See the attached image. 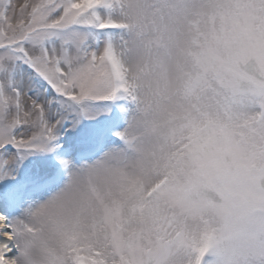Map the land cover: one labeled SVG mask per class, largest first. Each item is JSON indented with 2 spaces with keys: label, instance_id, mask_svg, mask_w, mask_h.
Wrapping results in <instances>:
<instances>
[{
  "label": "snow or ice",
  "instance_id": "6c2138e0",
  "mask_svg": "<svg viewBox=\"0 0 264 264\" xmlns=\"http://www.w3.org/2000/svg\"><path fill=\"white\" fill-rule=\"evenodd\" d=\"M0 264H264V0H0Z\"/></svg>",
  "mask_w": 264,
  "mask_h": 264
}]
</instances>
